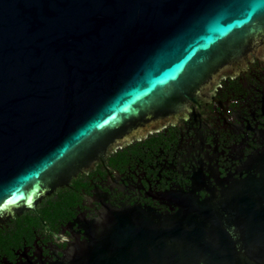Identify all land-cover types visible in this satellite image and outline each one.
<instances>
[{
  "label": "water",
  "instance_id": "95a60500",
  "mask_svg": "<svg viewBox=\"0 0 264 264\" xmlns=\"http://www.w3.org/2000/svg\"><path fill=\"white\" fill-rule=\"evenodd\" d=\"M0 264H264V0H0Z\"/></svg>",
  "mask_w": 264,
  "mask_h": 264
},
{
  "label": "flooded vegetation",
  "instance_id": "af4514ba",
  "mask_svg": "<svg viewBox=\"0 0 264 264\" xmlns=\"http://www.w3.org/2000/svg\"><path fill=\"white\" fill-rule=\"evenodd\" d=\"M245 67V66H244ZM244 67H242L241 69H243ZM188 112H190V109H189V111ZM184 117V116H183ZM160 129V128H159ZM98 163H96L95 165H97ZM95 165H94V167L91 169L92 171H95ZM88 171V170H87ZM87 171H84L83 173H85V172H87ZM75 180H77V177H75L74 179H72V181L70 182V185L69 186H71L72 185V183L75 181ZM57 193H59V189H56V191H54V193H53V195L54 194H57Z\"/></svg>",
  "mask_w": 264,
  "mask_h": 264
}]
</instances>
